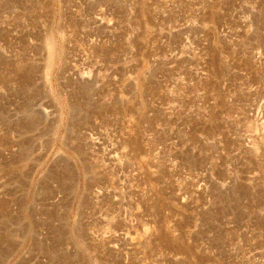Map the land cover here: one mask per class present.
<instances>
[{"label":"rangeland","instance_id":"obj_1","mask_svg":"<svg viewBox=\"0 0 264 264\" xmlns=\"http://www.w3.org/2000/svg\"><path fill=\"white\" fill-rule=\"evenodd\" d=\"M0 264H264V0H0Z\"/></svg>","mask_w":264,"mask_h":264}]
</instances>
